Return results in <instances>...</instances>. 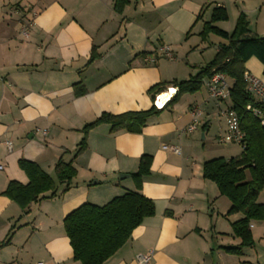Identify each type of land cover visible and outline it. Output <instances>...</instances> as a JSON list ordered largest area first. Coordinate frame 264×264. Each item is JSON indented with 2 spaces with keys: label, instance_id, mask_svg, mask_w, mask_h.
<instances>
[{
  "label": "crops",
  "instance_id": "crops-1",
  "mask_svg": "<svg viewBox=\"0 0 264 264\" xmlns=\"http://www.w3.org/2000/svg\"><path fill=\"white\" fill-rule=\"evenodd\" d=\"M127 1L118 12L115 0H0V241L15 226L0 264H81L72 257L64 217L85 202L103 205L136 190L131 174L141 155L152 158L139 191L153 201L154 214L103 264H139L138 254L149 255L142 264H244L223 250L229 240L238 245L231 223L242 214H228L229 199L203 176L206 160L242 150L213 149L230 101L210 97L206 78L198 90L179 95L171 82L196 75L227 43L200 34L213 7L228 14L214 23L219 29L230 33L243 12L249 29L264 37V0ZM163 45L172 59L162 55ZM93 48L97 57L88 62ZM244 66L264 84L258 59ZM156 83L162 90L149 92ZM151 106L159 112L138 133L111 131L108 123L83 132L104 112ZM194 109L196 128L188 131ZM84 136L85 148L76 153ZM20 159L55 181L52 196L44 193L25 210L2 194L10 181L28 183ZM58 159L76 170L69 186L56 179Z\"/></svg>",
  "mask_w": 264,
  "mask_h": 264
},
{
  "label": "trees",
  "instance_id": "trees-1",
  "mask_svg": "<svg viewBox=\"0 0 264 264\" xmlns=\"http://www.w3.org/2000/svg\"><path fill=\"white\" fill-rule=\"evenodd\" d=\"M127 0H115L114 8L120 11ZM228 14L223 6H215L211 10L208 21L204 22L200 32L202 36L208 33L217 34L227 40L220 45L213 59L196 75L182 81H172L177 87V95L184 92H194L202 84L203 78L211 76L213 71L223 73L230 81L229 107L238 116L239 126L243 133L241 152L229 158L216 157L206 160L203 164V176L213 181L221 195L230 201L228 214L241 213L242 217L231 223L232 232L239 239L236 246L223 247L230 254L239 255L245 247H252L254 239L250 227L253 220H264V204L258 199L264 189V125L260 116H264V102L257 101L246 89L244 81L245 62L250 57L258 59L264 75V37H260L248 27L246 15L239 13L233 30L228 33L216 27L214 23L227 20ZM97 57L94 48L88 62ZM163 83H156L148 91L157 93L162 90ZM76 93L83 91L80 83H75ZM174 100V99H173ZM250 106L247 108V106ZM258 110L260 115L255 114ZM159 112L154 106L141 111H129L120 114L102 113L92 123L85 125L84 134L91 127L100 124H110L111 131L126 130L138 133L145 125L148 117ZM85 148V136L79 143L76 153ZM152 158L141 155L138 169L131 174L136 190L113 197L103 205L85 202L69 212L63 219V228L69 239L72 257L81 264H103L130 238L132 230L145 217L154 214L153 201L140 193L142 178L150 171ZM19 167L26 173L29 181L21 184L10 181L2 192L3 195L25 210L31 202L44 197V193L54 194L55 181L32 161L20 159ZM56 179L70 185L76 170L71 162L58 159L55 165ZM15 226L12 225L5 238L0 241V249L10 243Z\"/></svg>",
  "mask_w": 264,
  "mask_h": 264
},
{
  "label": "built area",
  "instance_id": "built-area-1",
  "mask_svg": "<svg viewBox=\"0 0 264 264\" xmlns=\"http://www.w3.org/2000/svg\"><path fill=\"white\" fill-rule=\"evenodd\" d=\"M22 33L26 35L27 29L23 28ZM161 52L165 58L167 59L173 58V53L168 46L163 45L161 47ZM243 78L246 84V89L249 91V93H251L257 101L264 102V84L260 81V79L248 72L244 73ZM206 86L210 97L220 101L229 99L230 83L227 77L223 73L213 71L211 76L206 78ZM249 107L250 106L248 105L247 108ZM254 113L260 115V112L256 109L254 110ZM191 114H192V121L187 126L188 131H192L196 128V122H197L196 117L198 115L197 109L192 110ZM222 114L224 116L226 128L224 132L221 135H219L218 141L220 143H234L241 145L243 140V133L240 129L238 116L235 110L231 107H227L222 111ZM260 121L261 124L264 125V116H260ZM7 145L8 147H10L9 142H7ZM170 148L173 151H177V149L174 147H170ZM148 259H149V255H142V254L136 255V260L139 264L147 262ZM41 264H47V263H41Z\"/></svg>",
  "mask_w": 264,
  "mask_h": 264
},
{
  "label": "rangeland",
  "instance_id": "rangeland-1",
  "mask_svg": "<svg viewBox=\"0 0 264 264\" xmlns=\"http://www.w3.org/2000/svg\"><path fill=\"white\" fill-rule=\"evenodd\" d=\"M212 143L214 150L225 149L228 150V153L236 152L237 150L241 149V146L238 144L219 143L214 139H212ZM258 201L261 203L264 202V191L260 192ZM232 215L234 216L236 214ZM239 216H241V214H239ZM250 224L255 225V227L251 230L253 231L252 235L254 239V244L252 247L243 248L241 250V253L237 256L239 257V259L244 261V264H264V220H253ZM229 242L230 243L228 246H235L231 240H229Z\"/></svg>",
  "mask_w": 264,
  "mask_h": 264
},
{
  "label": "bare ground",
  "instance_id": "bare-ground-1",
  "mask_svg": "<svg viewBox=\"0 0 264 264\" xmlns=\"http://www.w3.org/2000/svg\"><path fill=\"white\" fill-rule=\"evenodd\" d=\"M170 97V90H167L163 93H161L158 97V105H162L163 103H165V101L168 100V98Z\"/></svg>",
  "mask_w": 264,
  "mask_h": 264
},
{
  "label": "water",
  "instance_id": "water-1",
  "mask_svg": "<svg viewBox=\"0 0 264 264\" xmlns=\"http://www.w3.org/2000/svg\"><path fill=\"white\" fill-rule=\"evenodd\" d=\"M122 176V175H121Z\"/></svg>",
  "mask_w": 264,
  "mask_h": 264
}]
</instances>
